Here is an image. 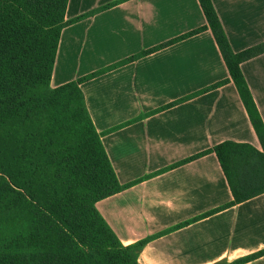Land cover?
I'll use <instances>...</instances> for the list:
<instances>
[{
  "label": "crops",
  "instance_id": "0c3cea01",
  "mask_svg": "<svg viewBox=\"0 0 264 264\" xmlns=\"http://www.w3.org/2000/svg\"><path fill=\"white\" fill-rule=\"evenodd\" d=\"M211 3L233 52L264 42V0ZM109 4L61 30L50 79L56 88L105 70L79 89L129 186L96 211L124 245L151 238L139 264H230L264 249V193L204 216L232 201L208 151L225 141L260 147L210 30L168 43L206 25L198 0H67L64 19ZM240 70L264 124V53Z\"/></svg>",
  "mask_w": 264,
  "mask_h": 264
},
{
  "label": "trees",
  "instance_id": "16d2710c",
  "mask_svg": "<svg viewBox=\"0 0 264 264\" xmlns=\"http://www.w3.org/2000/svg\"><path fill=\"white\" fill-rule=\"evenodd\" d=\"M198 3L206 25L168 43L210 30L260 147L225 141L208 151L232 195L208 216L264 193V124L240 70L264 53V42L233 52L211 0ZM66 4L0 0V264H139L151 238L122 244L95 209L129 186L119 184L79 89L105 70L50 86L61 30L111 5L65 20ZM262 255L264 249L230 264Z\"/></svg>",
  "mask_w": 264,
  "mask_h": 264
},
{
  "label": "rangeland",
  "instance_id": "374dc122",
  "mask_svg": "<svg viewBox=\"0 0 264 264\" xmlns=\"http://www.w3.org/2000/svg\"><path fill=\"white\" fill-rule=\"evenodd\" d=\"M67 137L70 138V139H68V140H69V142H68L69 144H68V145L71 146V145H74V144L76 143V136H74V135H69V136H67ZM67 137H66V139H67ZM66 139H65V140H61V139H60V140L57 141V143L60 144V145H61V144L64 145ZM91 196L93 197L94 194H92Z\"/></svg>",
  "mask_w": 264,
  "mask_h": 264
}]
</instances>
